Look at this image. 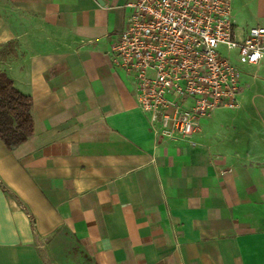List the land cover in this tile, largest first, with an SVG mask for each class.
Returning a JSON list of instances; mask_svg holds the SVG:
<instances>
[{
  "label": "crops",
  "instance_id": "0c3cea01",
  "mask_svg": "<svg viewBox=\"0 0 264 264\" xmlns=\"http://www.w3.org/2000/svg\"><path fill=\"white\" fill-rule=\"evenodd\" d=\"M126 1L0 0V45L18 43L0 71L34 128L0 140V264H47L35 238L57 230L93 264H264V57L205 143L158 138L109 54ZM232 21L264 26V0H232Z\"/></svg>",
  "mask_w": 264,
  "mask_h": 264
},
{
  "label": "built area",
  "instance_id": "2783aa9c",
  "mask_svg": "<svg viewBox=\"0 0 264 264\" xmlns=\"http://www.w3.org/2000/svg\"><path fill=\"white\" fill-rule=\"evenodd\" d=\"M124 7L109 54L156 137L190 141L200 117L241 106L240 66L264 57L263 25L238 38L232 0H128Z\"/></svg>",
  "mask_w": 264,
  "mask_h": 264
},
{
  "label": "trees",
  "instance_id": "16d2710c",
  "mask_svg": "<svg viewBox=\"0 0 264 264\" xmlns=\"http://www.w3.org/2000/svg\"><path fill=\"white\" fill-rule=\"evenodd\" d=\"M17 55L16 40L0 45L1 62L10 61ZM31 107V96L22 93L15 87L13 80L0 71V140L8 150H13L32 135Z\"/></svg>",
  "mask_w": 264,
  "mask_h": 264
},
{
  "label": "rangeland",
  "instance_id": "374dc122",
  "mask_svg": "<svg viewBox=\"0 0 264 264\" xmlns=\"http://www.w3.org/2000/svg\"><path fill=\"white\" fill-rule=\"evenodd\" d=\"M221 50L226 55L225 49ZM212 117L213 115H209L197 120L194 132L200 131L199 137L204 143L207 140L206 123ZM35 244L47 264H93L92 260L83 254L75 240L63 230H57L45 237L37 236Z\"/></svg>",
  "mask_w": 264,
  "mask_h": 264
}]
</instances>
